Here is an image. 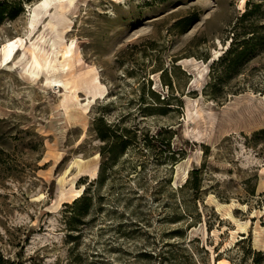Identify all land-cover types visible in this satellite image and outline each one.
I'll list each match as a JSON object with an SVG mask.
<instances>
[{
    "label": "rangeland",
    "instance_id": "374dc122",
    "mask_svg": "<svg viewBox=\"0 0 264 264\" xmlns=\"http://www.w3.org/2000/svg\"><path fill=\"white\" fill-rule=\"evenodd\" d=\"M39 1L0 25V49L15 45L13 59L0 53L4 264H252L264 253V52L221 101L203 88L237 18L252 9L264 25V0H75L55 16ZM98 117L128 141L102 173ZM84 187L91 204L70 230L82 205L64 203Z\"/></svg>",
    "mask_w": 264,
    "mask_h": 264
},
{
    "label": "trees",
    "instance_id": "16d2710c",
    "mask_svg": "<svg viewBox=\"0 0 264 264\" xmlns=\"http://www.w3.org/2000/svg\"><path fill=\"white\" fill-rule=\"evenodd\" d=\"M22 0H0V25L4 21H13L22 12ZM193 18H187L177 24V26L185 27L180 32L184 33L186 28L193 23ZM260 20V17L255 16L252 9L244 11L236 20L237 29L239 33H233L231 41L225 51L216 60H213L209 65L208 81L203 88V92L210 99L214 101H221L226 97L223 89L239 74V70L243 64H246L254 59L259 53L264 52V25L256 28L255 23ZM259 30V32L257 31ZM237 37H241V40ZM246 37V38H245ZM163 83L171 88V81L167 77V72L162 71ZM155 95V92L150 91ZM93 129L97 137L105 142L101 150V162L99 164V173H102L105 164L112 165L116 162L117 157L121 155L126 145L127 139H122L121 133L117 134V129L112 128L111 125L103 123L101 117L94 120ZM264 132V131H260ZM257 132V133H260ZM108 148V156H104V149ZM192 173H196L193 170ZM89 182L88 184H90ZM197 188L196 185L193 187ZM82 205L80 213L74 214L66 219V223L70 230H78L76 223L80 222L83 214L89 210L91 201L87 195V188H83L81 194L74 198L70 204L64 203V206L75 207ZM256 258L252 260V264H264V253L256 251ZM0 258V264H4Z\"/></svg>",
    "mask_w": 264,
    "mask_h": 264
},
{
    "label": "bare ground",
    "instance_id": "6f19581e",
    "mask_svg": "<svg viewBox=\"0 0 264 264\" xmlns=\"http://www.w3.org/2000/svg\"><path fill=\"white\" fill-rule=\"evenodd\" d=\"M63 2H66V4L64 5ZM74 2H75V0H40L39 2L36 3L35 6H36V8L39 7L44 12H50L51 9H54L55 11H54L53 15L55 16V15H64V13L66 11H68L70 8L73 7ZM30 26H31L30 27L31 30L34 29V27H35L34 21H31ZM49 27H50L51 31L56 32V25L55 24L50 23ZM48 44L49 45H47V46L51 47L52 46L51 45L52 41L50 43H48ZM14 48H15L14 43L13 42H8L6 45H4L2 47V49H0V53L2 55V57H1L2 58L1 59L2 62H6V61L14 58V56H13ZM73 52H74L73 44L70 43V45L64 46V48L60 51L59 55H60V58H62L64 62L68 63L70 58H73ZM29 54H30L31 58L33 59L34 64H35V66L37 68H41L42 67V65L40 64L39 58H43L42 59V63H44L45 66L48 67L49 70H51L52 72H54V73L57 72V69L54 67L55 66L54 62L55 61L52 60L54 58H53L52 54L49 51L48 52L46 51V52L42 53V52L38 51L37 49L33 48L32 50L29 51ZM64 66H66V64H64ZM55 81L60 82L61 80L59 81L58 79H55Z\"/></svg>",
    "mask_w": 264,
    "mask_h": 264
}]
</instances>
